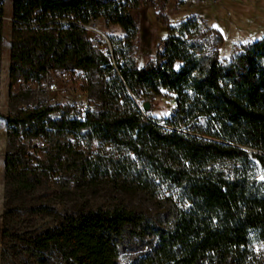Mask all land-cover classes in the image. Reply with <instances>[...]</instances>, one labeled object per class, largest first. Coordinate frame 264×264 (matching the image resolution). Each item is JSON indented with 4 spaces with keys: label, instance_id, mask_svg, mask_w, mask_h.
I'll use <instances>...</instances> for the list:
<instances>
[{
    "label": "trees",
    "instance_id": "trees-1",
    "mask_svg": "<svg viewBox=\"0 0 264 264\" xmlns=\"http://www.w3.org/2000/svg\"><path fill=\"white\" fill-rule=\"evenodd\" d=\"M146 1L155 0H13L22 21L36 11L74 13L103 17L127 35L110 54L74 24L12 26L10 99L31 93L21 83L41 82L48 69H66L74 78L98 71L102 105L97 111L80 101L40 102L0 112L11 143L4 161L3 264H30L28 255L39 257L32 264L51 256L58 264H264V250L254 247L264 242V36L225 62L218 28L207 24L219 43L205 56L168 26L154 57L138 63L133 38ZM2 45L0 19V62ZM37 137L46 141L39 156L31 151L36 144L24 143ZM70 179L143 195L154 211L124 203L48 211L55 225L14 229L20 215L13 200ZM16 246L23 250L7 252Z\"/></svg>",
    "mask_w": 264,
    "mask_h": 264
},
{
    "label": "rangeland",
    "instance_id": "rangeland-1",
    "mask_svg": "<svg viewBox=\"0 0 264 264\" xmlns=\"http://www.w3.org/2000/svg\"><path fill=\"white\" fill-rule=\"evenodd\" d=\"M11 4L12 0H6V11L10 9ZM207 24L218 28L221 32L223 43L220 46V56L222 60L227 62L234 55L241 53L245 45L264 36V0L146 1L138 20L137 32L133 38L138 63H144L154 57L160 48V40L167 35L168 26L177 27L179 33L183 31L182 36L190 47L199 45L198 47L205 56L210 54L219 43V38L214 31L207 28ZM100 26L111 41H113L111 36L120 37V40L112 42L113 44L122 45L125 42L124 38L127 32L124 29L109 24L106 20H101ZM10 30L9 24H5L3 51L7 48ZM180 65V62H176L175 67L178 69ZM101 81V75L95 71L90 77L80 75V77L74 78L72 76L71 80L66 83L59 82L58 91L52 94L31 92L10 99L7 58L1 57L0 112L6 116L17 113L21 108L34 106L40 102L48 105H63L84 99H89L93 108L99 111L102 105L99 98ZM161 105H163L162 102L155 103V110L158 111ZM170 110V108H161V113L166 111L169 113ZM52 115L56 116L57 114L53 113ZM4 116L0 117V226L7 209L5 204L4 161L5 154L11 145L7 121ZM24 143L33 144L27 140H24ZM92 146L94 150L98 148L97 143H93ZM121 203L130 207L154 211V205L147 197L120 193L109 189L104 183L82 185L72 179L63 182L51 181L34 191L24 192L17 200L11 202V206L20 215V221L14 224V229L18 231H40L55 225L56 219L48 211L64 214L79 209L111 208ZM254 247L257 250H264V242L256 243ZM22 250L21 247L16 246L11 247L7 252H21ZM127 252L121 255V263L129 258L130 253ZM2 254L3 246L0 232V264H3ZM24 255L26 254L24 253ZM38 259V255H28L30 264ZM46 264H58V262L55 257L51 256L50 262Z\"/></svg>",
    "mask_w": 264,
    "mask_h": 264
},
{
    "label": "built area",
    "instance_id": "built-area-1",
    "mask_svg": "<svg viewBox=\"0 0 264 264\" xmlns=\"http://www.w3.org/2000/svg\"><path fill=\"white\" fill-rule=\"evenodd\" d=\"M6 0H4L2 8L0 10V19L3 24V31L5 29V24H9L10 29L14 24H21L25 26H39L46 25L49 27L66 28L71 24H74L82 28L87 36L88 40L91 42L92 46L103 50L106 53L112 54L113 43L110 37L102 30L100 24L103 17L90 16L87 19H82V17L76 16L74 13H52L50 11L46 12H34L30 19L22 21L14 15L13 12V0L10 9L6 11L5 9ZM71 73L66 69H48L44 73L43 80L39 83L29 82L21 83V87L24 90H29L30 92H41L46 94H52L58 91L59 82L66 83L71 80ZM81 106L84 109L90 108L92 103L89 99L81 100ZM29 141V139H25ZM70 141H74V137H70ZM33 144L37 146L31 148V151L37 156L40 155L39 149L46 146V141L41 137L33 139Z\"/></svg>",
    "mask_w": 264,
    "mask_h": 264
},
{
    "label": "crops",
    "instance_id": "crops-1",
    "mask_svg": "<svg viewBox=\"0 0 264 264\" xmlns=\"http://www.w3.org/2000/svg\"><path fill=\"white\" fill-rule=\"evenodd\" d=\"M10 46H11V30L9 32V37H8V45L6 50L3 51V45H2V58H7V64H8V71H9V64H10Z\"/></svg>",
    "mask_w": 264,
    "mask_h": 264
},
{
    "label": "water",
    "instance_id": "water-1",
    "mask_svg": "<svg viewBox=\"0 0 264 264\" xmlns=\"http://www.w3.org/2000/svg\"><path fill=\"white\" fill-rule=\"evenodd\" d=\"M142 108L145 111H148L150 109V102L149 101H144L143 104H142Z\"/></svg>",
    "mask_w": 264,
    "mask_h": 264
}]
</instances>
